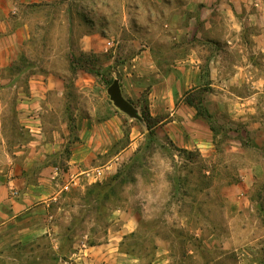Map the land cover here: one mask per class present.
<instances>
[{
  "label": "crops",
  "instance_id": "1",
  "mask_svg": "<svg viewBox=\"0 0 264 264\" xmlns=\"http://www.w3.org/2000/svg\"><path fill=\"white\" fill-rule=\"evenodd\" d=\"M58 21L66 44L77 30L82 54L102 56L103 67L122 70L118 81L123 97L133 99L143 93L152 116H181L189 106L184 100L187 91L205 85L246 89L241 95L228 92L240 101L243 116L264 110V0H0L1 248L46 239L54 248L49 264H214L198 248L199 228L190 238H182L192 248L177 253L172 228L161 234L155 230L156 221L146 219L138 207L114 208L102 238L89 241L84 234L85 239L74 238L61 252L68 239L61 234L66 225L60 219L69 213L61 196L83 187L84 181L90 185L114 175L126 155L119 152L99 161L114 130H119L118 113L106 120L82 119L63 163L56 158L66 147L65 138H58L55 130L51 138L44 137L43 117L56 112L50 100H64L65 76L56 60L32 59L18 66L29 58L27 48L34 38L56 34ZM232 52L239 53V59L231 60ZM95 80L79 78L76 84L81 85L79 91L88 84L97 89ZM8 117L15 118L14 126ZM261 119L258 127L246 126L258 138L264 137ZM174 122L164 124V134L174 131ZM62 126L66 136L67 125ZM26 132L34 138L26 140ZM182 143L201 150L211 146L210 134L204 129L189 145ZM247 171L246 180L250 174L258 178L264 167ZM185 225L181 221L177 228Z\"/></svg>",
  "mask_w": 264,
  "mask_h": 264
},
{
  "label": "rangeland",
  "instance_id": "2",
  "mask_svg": "<svg viewBox=\"0 0 264 264\" xmlns=\"http://www.w3.org/2000/svg\"><path fill=\"white\" fill-rule=\"evenodd\" d=\"M61 30L62 23L58 21L54 28L56 34L34 38V44L27 48L31 51L27 53L29 58L21 60L18 66L22 68L32 63V59L56 60L58 69L65 76L64 100H50L56 112L43 117L44 137L51 138L55 130L58 138H65L66 147L60 148L59 158H56L63 163L70 144L78 138L82 119L106 120L118 113L116 124L119 130H114L111 145L99 161H106L119 152L126 155L117 166L120 172L117 195L109 196L104 202L89 200L84 196L88 187L84 181L83 187L61 196L69 211L60 219V224L66 225L61 234L68 239L61 252H65L74 238L85 239L84 234L88 235L89 241L102 238L114 208L138 207L146 219L156 221L155 230L161 234L167 235L168 229L172 228L170 236L178 239L173 246L177 253L191 247L182 238H190L199 228L201 237L197 243L204 259L214 261V264H264V174L258 178L250 174L245 179L248 169L254 171L258 165L264 167V137L258 138L255 131L246 128L258 127V121L264 118V110L242 116L240 101L228 93L241 95L246 89L241 85L231 86L230 89L205 85L187 91V97L195 104L201 103L211 111L215 135L209 129L208 120L196 116L191 106L185 107L181 116L150 114L155 124L150 134L144 122V115L149 112L144 94L127 99L136 108L140 119L118 110L107 94V87L111 84L107 81L122 80V70L103 67L104 57L90 53L81 56V65L82 62L88 65L71 70L67 62L69 64L72 57L76 59L81 54L80 35L75 30V35L69 37L71 42L68 45ZM230 59H239V53H230ZM31 71H25V75ZM90 76L96 79L94 82L99 83V88L92 89L88 84L86 89L79 91L81 85L76 84V80ZM82 83L86 84V80L83 79ZM24 86L25 92H29L28 84ZM208 89L217 91V94L211 96ZM261 107H264V100ZM7 121L14 126V117H8ZM172 121H175L171 124L174 131L164 134L161 128ZM62 123L67 125L66 136ZM87 123L89 126L90 120ZM204 129L210 134L211 146H202L201 150L181 146L182 142L189 145L193 136L203 133ZM33 138L29 132L25 133L26 140ZM178 148L184 150L179 151ZM259 160L263 163L258 164ZM181 221L186 224L183 229L177 228ZM68 223L70 226H67ZM210 238L214 241L209 242ZM229 238L231 243L227 240ZM203 241H207L210 247L205 248ZM53 251L52 243L46 239L39 244L4 245L0 246V264H49L48 257Z\"/></svg>",
  "mask_w": 264,
  "mask_h": 264
},
{
  "label": "trees",
  "instance_id": "3",
  "mask_svg": "<svg viewBox=\"0 0 264 264\" xmlns=\"http://www.w3.org/2000/svg\"><path fill=\"white\" fill-rule=\"evenodd\" d=\"M83 55H85V54L81 53L80 56H78L76 59L72 57V60L69 62V67L71 70L72 69L74 70L79 66L84 68L86 65H88L87 63H83V62L81 65V60H82L81 56L83 57ZM91 72L93 74H95L96 76H99V73H97L95 70L91 69ZM111 81L112 80L107 81V84H110ZM188 94L189 93H186V96L184 99L186 104H188L189 106L194 108L196 116H198L204 120H208L209 129L215 135V127L211 121V119L213 118L212 115L209 113L208 109H206L205 107H203L201 105V103L195 104L192 99L187 97ZM153 121H154V118L150 115L149 112L144 115V122L146 123V127L149 130L150 134L153 132V128L155 126ZM178 150L182 151L184 149L178 148ZM119 173H120L119 170H117V172L114 175L106 178L105 180L88 185V187L84 193V196L87 197L89 200L94 199V201L104 202L107 200V198L109 196L117 195L116 187H117V184L119 183V182H117V180L119 179Z\"/></svg>",
  "mask_w": 264,
  "mask_h": 264
},
{
  "label": "water",
  "instance_id": "4",
  "mask_svg": "<svg viewBox=\"0 0 264 264\" xmlns=\"http://www.w3.org/2000/svg\"><path fill=\"white\" fill-rule=\"evenodd\" d=\"M107 94L112 104L123 113L127 114L130 117L140 119L137 114L136 108L123 97L121 93V88L119 81L113 79L111 84L107 87Z\"/></svg>",
  "mask_w": 264,
  "mask_h": 264
}]
</instances>
